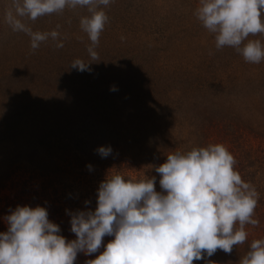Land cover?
Listing matches in <instances>:
<instances>
[{"label": "trees", "instance_id": "trees-1", "mask_svg": "<svg viewBox=\"0 0 264 264\" xmlns=\"http://www.w3.org/2000/svg\"><path fill=\"white\" fill-rule=\"evenodd\" d=\"M9 4L0 0V232L18 205H39L73 240L69 213L95 209L106 174L155 176L160 191L154 166L167 154L222 143L259 193V224L245 226L248 239L230 254L217 250L194 264H239L251 241L264 238V61L217 50L194 15L197 0H113L95 48L100 61L80 72L70 63L89 60L79 26L86 9L28 21L34 31L67 37L63 48L49 38L33 51L30 37L6 24ZM101 146L112 154L102 158ZM112 239L105 236L97 253H78L74 264Z\"/></svg>", "mask_w": 264, "mask_h": 264}, {"label": "clouds", "instance_id": "clouds-1", "mask_svg": "<svg viewBox=\"0 0 264 264\" xmlns=\"http://www.w3.org/2000/svg\"><path fill=\"white\" fill-rule=\"evenodd\" d=\"M112 2L10 0L4 19L13 32L30 37L33 51L49 38L59 49L66 36L61 38L57 30L34 31L28 21L66 9H86L79 26L90 41L89 60L78 58L70 65L91 71L90 64L100 61L95 48L109 22L105 8ZM194 15L214 34L217 50L230 47L247 63L264 61V43L251 38L264 35V0H199ZM97 152L107 158L112 149L101 146ZM236 163L225 145L215 143L167 154L154 166L160 191L155 176L106 174L97 189L95 209L69 213L73 240L60 234L45 207L18 205L6 218L7 230L0 232V264H74L78 253H97L105 236L113 239L85 264H194L217 250L230 254L248 239L245 226L259 224L254 218L259 193L242 179ZM239 264H264V238L251 241Z\"/></svg>", "mask_w": 264, "mask_h": 264}, {"label": "rangeland", "instance_id": "rangeland-1", "mask_svg": "<svg viewBox=\"0 0 264 264\" xmlns=\"http://www.w3.org/2000/svg\"><path fill=\"white\" fill-rule=\"evenodd\" d=\"M198 3H199V0H197V6H198ZM256 37L258 39H262V40L264 39V35H259V36H256ZM262 43H264V41ZM175 53L179 54L181 52L179 50H177V51H175ZM155 69H156V66L149 65V72H151L152 70H155ZM148 81L151 82V83H154V79L152 80V79L149 78ZM128 173H129V176L131 178H134V173L133 172L128 171Z\"/></svg>", "mask_w": 264, "mask_h": 264}]
</instances>
